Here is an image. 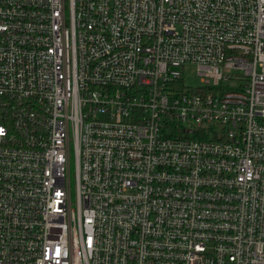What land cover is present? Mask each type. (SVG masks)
I'll use <instances>...</instances> for the list:
<instances>
[{
	"label": "built area",
	"instance_id": "1",
	"mask_svg": "<svg viewBox=\"0 0 264 264\" xmlns=\"http://www.w3.org/2000/svg\"><path fill=\"white\" fill-rule=\"evenodd\" d=\"M0 264H264V0H0Z\"/></svg>",
	"mask_w": 264,
	"mask_h": 264
},
{
	"label": "rangeland",
	"instance_id": "2",
	"mask_svg": "<svg viewBox=\"0 0 264 264\" xmlns=\"http://www.w3.org/2000/svg\"><path fill=\"white\" fill-rule=\"evenodd\" d=\"M195 67L193 65H188L184 73V82L188 88H197L201 86L199 78L196 76Z\"/></svg>",
	"mask_w": 264,
	"mask_h": 264
}]
</instances>
